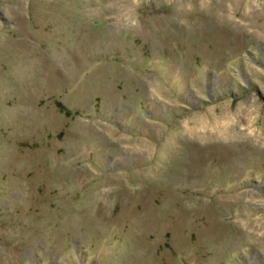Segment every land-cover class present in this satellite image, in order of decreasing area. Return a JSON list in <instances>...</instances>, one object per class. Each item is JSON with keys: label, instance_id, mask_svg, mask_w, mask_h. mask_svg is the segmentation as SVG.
<instances>
[{"label": "rangeland", "instance_id": "rangeland-1", "mask_svg": "<svg viewBox=\"0 0 264 264\" xmlns=\"http://www.w3.org/2000/svg\"><path fill=\"white\" fill-rule=\"evenodd\" d=\"M0 264H264V0H0Z\"/></svg>", "mask_w": 264, "mask_h": 264}]
</instances>
